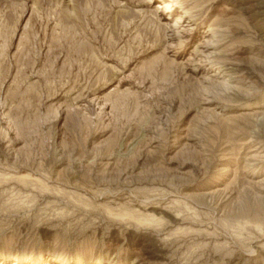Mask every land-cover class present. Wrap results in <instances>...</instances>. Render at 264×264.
I'll list each match as a JSON object with an SVG mask.
<instances>
[{
    "label": "rangeland",
    "instance_id": "374dc122",
    "mask_svg": "<svg viewBox=\"0 0 264 264\" xmlns=\"http://www.w3.org/2000/svg\"><path fill=\"white\" fill-rule=\"evenodd\" d=\"M33 263L264 264V0H0V264Z\"/></svg>",
    "mask_w": 264,
    "mask_h": 264
},
{
    "label": "bare ground",
    "instance_id": "6f19581e",
    "mask_svg": "<svg viewBox=\"0 0 264 264\" xmlns=\"http://www.w3.org/2000/svg\"><path fill=\"white\" fill-rule=\"evenodd\" d=\"M133 263V262H132ZM138 263V262H137ZM34 264V263H33Z\"/></svg>",
    "mask_w": 264,
    "mask_h": 264
}]
</instances>
